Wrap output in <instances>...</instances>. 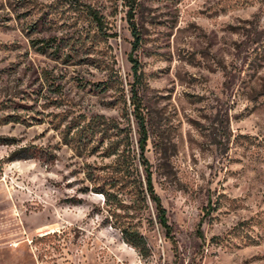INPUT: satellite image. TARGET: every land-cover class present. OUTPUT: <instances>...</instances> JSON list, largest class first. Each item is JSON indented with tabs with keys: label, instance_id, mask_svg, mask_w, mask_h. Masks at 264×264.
I'll return each instance as SVG.
<instances>
[{
	"label": "rangeland",
	"instance_id": "374dc122",
	"mask_svg": "<svg viewBox=\"0 0 264 264\" xmlns=\"http://www.w3.org/2000/svg\"><path fill=\"white\" fill-rule=\"evenodd\" d=\"M127 12L0 0V264H264V0Z\"/></svg>",
	"mask_w": 264,
	"mask_h": 264
},
{
	"label": "trees",
	"instance_id": "16d2710c",
	"mask_svg": "<svg viewBox=\"0 0 264 264\" xmlns=\"http://www.w3.org/2000/svg\"><path fill=\"white\" fill-rule=\"evenodd\" d=\"M122 1L124 3V6L128 10L127 22L129 25V29L131 31V35L135 39L134 44L136 45V43L138 41V34H137L136 25L134 23V14H135V10L138 6L139 0H122ZM40 49H43V48H40ZM132 105L134 106V112L133 113L135 115V118L138 119V122H137L138 123V135L140 137L139 146H140V150H141V154H142V151L144 150V145H145V142L147 140V137H146V130H145V126H144V117L142 116L141 105L137 101L135 94H133ZM141 164L145 166V168H144V170H145V186H144V189H142L141 193H139V194H142L143 199H145V197H147L150 200V202L153 204L154 211H155V218H156L157 223L164 230L165 236L170 237L171 229L167 223L166 211L161 206L160 199L154 192L152 182H151V174L149 173V171L146 170L147 164H146L145 160L142 159ZM120 232L122 234L123 240L127 244H130L134 248L139 247V245L141 243V238H137L138 241H140V242H136V240L134 238H132V239L128 238L132 233L130 234L128 229L125 227H122L120 229Z\"/></svg>",
	"mask_w": 264,
	"mask_h": 264
}]
</instances>
